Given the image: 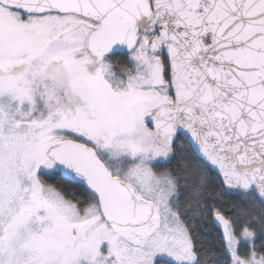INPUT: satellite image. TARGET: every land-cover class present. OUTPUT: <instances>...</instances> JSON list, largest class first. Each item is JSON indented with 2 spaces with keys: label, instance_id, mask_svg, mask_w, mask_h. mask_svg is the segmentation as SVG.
<instances>
[{
  "label": "snow or ice",
  "instance_id": "obj_1",
  "mask_svg": "<svg viewBox=\"0 0 264 264\" xmlns=\"http://www.w3.org/2000/svg\"><path fill=\"white\" fill-rule=\"evenodd\" d=\"M0 264H264V0H0Z\"/></svg>",
  "mask_w": 264,
  "mask_h": 264
}]
</instances>
